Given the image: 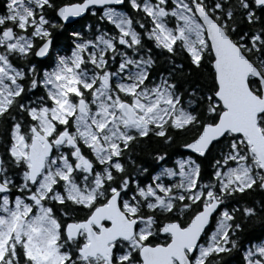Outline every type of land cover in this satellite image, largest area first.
<instances>
[{"label": "snow or ice", "instance_id": "1", "mask_svg": "<svg viewBox=\"0 0 264 264\" xmlns=\"http://www.w3.org/2000/svg\"><path fill=\"white\" fill-rule=\"evenodd\" d=\"M128 3L148 28L118 10L123 0H7L0 14V121L9 137L0 159V264H219V254L237 248L236 214L257 216L254 207L225 205L254 185L264 189V0ZM97 7L115 35L99 24L92 38L74 31L70 54L43 71L32 63L52 56L57 27ZM145 36L211 69L204 94H188L200 110L163 74L150 80ZM38 86L44 95L25 99ZM187 129L195 132L185 149L201 157L220 149L208 182L191 156L145 186L130 181L122 162L130 144L149 135L167 144L171 130ZM9 165L21 171L9 174ZM243 264H264V239L243 251Z\"/></svg>", "mask_w": 264, "mask_h": 264}, {"label": "trees", "instance_id": "2", "mask_svg": "<svg viewBox=\"0 0 264 264\" xmlns=\"http://www.w3.org/2000/svg\"><path fill=\"white\" fill-rule=\"evenodd\" d=\"M5 1L7 0H0V13L4 10ZM57 2L60 3L61 0H57ZM63 2H74V0H63ZM122 8L130 16L140 19V22L145 24V28L149 27L147 19L144 17L143 13L134 12L129 7L128 0L125 1ZM258 14L264 18V13L258 12ZM48 16L49 18L55 19L54 14L50 10L48 11ZM75 23H78L75 28L65 24L57 27L53 32V43L66 46L68 49L66 52L70 51L73 46L71 34L74 31L81 32L85 38H92L95 34V25L99 24L101 29L108 31L111 34H116L114 26L106 20H101L99 13L93 15L87 12L86 15L76 20ZM87 25H92L93 28L90 30L86 27ZM134 27H136L137 31H142L138 26L134 25ZM241 27L247 29L248 25L245 23L242 24ZM142 43L146 49L151 50L150 54L155 61L149 71L150 80L155 79L157 81L160 79L161 74H163V76L170 79V82L176 84V91L181 94L182 101L196 99L197 103L192 106V109L200 110L198 95H203L204 91L210 87L209 76L211 74V69L207 65H202L199 69L195 68L190 64L187 55L180 52H177L175 56H171L165 50L156 48L154 42L149 41L146 36L143 37ZM48 59L51 60V57ZM32 60L37 61L40 66H44L46 65L47 59L33 58ZM177 65L182 67H176ZM114 68L115 65H113L112 70H114ZM33 92L44 94V90L41 89V86L35 88ZM193 92L198 95L190 97L188 94ZM27 98L29 97L26 95L25 99ZM1 127H3L2 132H6L3 121ZM194 132V129L171 130L169 134L173 136V141L167 144L164 143L161 138L152 135H149V137L146 138H140L137 142L130 144V151H125L126 159L122 160V162L125 163V172L129 176L130 181L135 180L134 178L138 177L140 180L139 182L143 184L147 181L146 179H150L151 173L156 171L160 165L168 164L176 166V158L190 154L200 165L201 182H208L209 178L212 177L215 161L220 159V149L218 147L213 148L212 152L203 157L183 150L182 145L185 142L190 141ZM157 154L166 156V158L164 157L163 160H157ZM172 159L174 160L172 161ZM141 169L146 170L145 174H139ZM178 179V176L172 178L170 181L166 182V184H175L178 182ZM130 187L134 189V184H130ZM225 206L229 208L236 207L238 209L244 206L254 207L257 209V216L245 218L239 212L236 214V221L241 224V229L238 230L236 234L238 240L237 248L232 249L228 253L219 254V264H228L232 260L240 261L246 244L262 237L264 231V213H262L260 209L264 207V191L254 185L252 189L246 190L243 194L233 195L226 202Z\"/></svg>", "mask_w": 264, "mask_h": 264}, {"label": "flooded vegetation", "instance_id": "3", "mask_svg": "<svg viewBox=\"0 0 264 264\" xmlns=\"http://www.w3.org/2000/svg\"><path fill=\"white\" fill-rule=\"evenodd\" d=\"M6 6H7V1H5V5H4V10L0 13V14H3L5 11H6ZM102 12V9H96V13H101ZM78 25V23H75V24H73V25H69V26H71L72 28H75L76 26ZM73 39V38H72ZM66 50H68L67 49V47L66 46H63V45H61V44H59V45H56L55 43H53V45H52V48H51V53H52V56H51V60L50 59H47L46 60V65H44V66H40L39 64H38V62L37 61H35V60H32V63H34V64H36L37 65V68L40 70V71H43L44 69H49V68H51L52 67V58L53 57H55L56 55H60V54H64V53H66ZM67 52H69V51H67ZM37 59H44V58H37ZM14 63H16V61H13ZM117 62H118V60H117ZM22 63V62H21ZM49 63V64H48ZM41 89H43V87L41 86ZM44 90V89H43ZM34 91V89L33 90H31L29 93H27V96L29 97V98H27V99H35L37 96H39V95H44V94H42V93H34L33 92ZM30 118H28V117H25V120L27 121V120H29ZM1 125H2V121H0V158L1 159H3V160H6L7 161V153H6V146H7V144H8V141H9V137H8V133H7V131L6 132H2V130H3V127H1ZM165 158H166V156H164ZM90 158V157H89ZM174 159H172V161H173ZM159 168V167H158ZM18 171H21V170H19V169H15V168H13L11 165H9V174H14V173H16V172H18ZM157 171V170H156ZM156 171H154L153 173H151V177H150V179H146L147 181V183H149V182H151L152 181V175L156 172ZM145 172H146V170L145 169H141L140 171H139V174H145ZM138 176V175H137ZM130 179V178H129ZM136 181L135 182H137V181H140L139 179H138V177H135L134 178ZM20 182V178H19V176L18 175H15L14 176V183H19ZM140 183V182H139ZM141 184V183H140ZM55 210V209H54ZM76 217L77 218H82L83 217V215H84V212H83V210H77V212H76ZM161 219H163V217L161 218ZM207 231H211V228L209 227V228H207L206 229ZM164 237H163V234H161V236H160V240H162ZM264 238V231H263V236H262V238L261 239H263ZM260 239V240H261ZM157 242H159V240L157 241ZM258 242V241H257ZM251 245V244H250ZM228 264H243V256L241 257V260L240 261H237V260H232V261H230Z\"/></svg>", "mask_w": 264, "mask_h": 264}, {"label": "rangeland", "instance_id": "4", "mask_svg": "<svg viewBox=\"0 0 264 264\" xmlns=\"http://www.w3.org/2000/svg\"><path fill=\"white\" fill-rule=\"evenodd\" d=\"M118 10H121V11H125L123 8H120V9H118ZM126 12V11H125ZM104 31H106V30H104ZM109 35H114V34H111L110 32H108V31H106ZM70 51H71V49H70ZM70 51L69 52H66V53H64V54H60V55H67V54H70ZM53 66V65H52ZM50 69V68H49ZM157 81H159V80H157ZM40 96H43V95H39V96H37V97H40ZM36 97V98H37ZM188 157H190V155H187V156H183V157H179V158H177L176 159V165H177V162L179 161V160H181V159H185V158H188ZM191 158L192 159H194L195 161H196V159L194 158V157H192L191 156ZM196 163H198L197 161H196ZM173 168L176 172H178L179 171V168L178 167H176L175 168V166H169V165H166V164H163V165H161L159 168H158V170L152 175V177H154L155 175H157L160 171H161V169L162 168ZM175 178V177H174ZM172 178H168V177H165L164 179H163V182L164 183H166V182H168V181H170ZM153 181H151V182H149V183H152ZM137 184H139V181H137L136 182ZM149 183H145L144 185H142V186H145V185H147V184H149ZM206 183V182H205ZM134 188H135V184H134ZM264 239V238H263ZM256 243V242H255ZM250 247V246H249Z\"/></svg>", "mask_w": 264, "mask_h": 264}, {"label": "water", "instance_id": "5", "mask_svg": "<svg viewBox=\"0 0 264 264\" xmlns=\"http://www.w3.org/2000/svg\"><path fill=\"white\" fill-rule=\"evenodd\" d=\"M125 1H126V0H123V4H122V5H124ZM122 5H121V6H122ZM100 8H101V7H97V9H100ZM86 13H87V12H86ZM86 13H85V14H82V17H83L84 15H86ZM80 18H81V17H80ZM80 18H74V19H75V21H76V20H78V19H80ZM188 142H190V141H188ZM183 149L192 152V150H190V149H185L184 147H183ZM192 153H193V152H192ZM197 155H199V154H197ZM0 159H1V158H0ZM262 190L264 191V189H262Z\"/></svg>", "mask_w": 264, "mask_h": 264}]
</instances>
